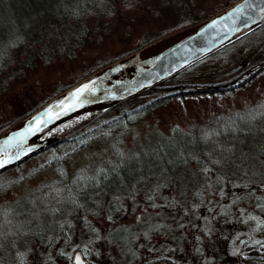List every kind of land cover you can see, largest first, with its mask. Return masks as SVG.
Returning <instances> with one entry per match:
<instances>
[{
  "label": "rangeland",
  "instance_id": "obj_1",
  "mask_svg": "<svg viewBox=\"0 0 264 264\" xmlns=\"http://www.w3.org/2000/svg\"><path fill=\"white\" fill-rule=\"evenodd\" d=\"M213 1L193 2L207 10ZM173 18L169 10H163L156 17L134 25L127 43L111 34L104 38L99 48L88 49L84 57H57L48 64H34L25 79L10 83L0 93V125L79 78L82 69L98 60L123 54L141 40L166 28ZM203 59L169 85L182 82L226 84L244 75L252 66H261L260 62L264 60V23ZM261 70L233 91L183 99L173 97L158 105L146 114L142 123L130 130L132 136L126 138L127 147H121L120 159L116 161L112 154L113 137L105 148L102 146L103 149H89L72 157L67 153L74 152L79 143L73 147H62L59 152L45 150L31 156L17 168L0 173V251L11 261L6 264H13L12 261L16 264L18 257L22 258L18 260L19 264H48L45 252L55 254L62 242L54 241L52 235L49 239L52 246H48L43 239L58 223L69 235L64 250H70L72 254V250L84 248L86 260L91 264H120L122 260L125 264H138L137 260L143 264L155 248L170 242L176 243L174 248L179 263L189 264L192 254V264H203L204 259L213 254L221 255L229 243L234 247L233 243L240 237L246 236L263 244L264 68ZM153 96L136 97L105 115H119ZM93 115L82 117L47 136H58L68 127ZM219 116L225 117L227 122L203 152L191 147L188 151L171 152L162 158L163 154L143 143L148 133L169 135L175 127L184 131L193 124ZM162 134L156 137L164 146L169 145ZM146 148L154 152L149 154L152 155L150 159L144 153ZM127 149L133 152L129 154ZM134 153L141 156L135 157ZM202 155L207 159L205 163L201 162ZM61 157L68 159L62 166V172H56L48 163ZM138 160L144 163L145 176L150 166L156 168L162 162L173 164L172 173L165 167L157 173L159 176L163 174L168 181L161 191L164 196L148 198L133 191L130 197L118 198L120 202L112 210L101 209L86 216V207L98 210L108 197L105 185L115 188L119 183L123 186L117 178V164L133 165ZM148 160L155 162L150 165ZM106 169V177H98L99 172ZM63 176L68 177L69 182L63 181ZM14 201L16 213L8 209ZM147 224L151 231L143 234ZM90 225L93 226L92 231L87 227ZM128 229H135L137 235L123 236ZM112 232L117 235L112 237ZM64 262L60 260L59 264Z\"/></svg>",
  "mask_w": 264,
  "mask_h": 264
},
{
  "label": "trees",
  "instance_id": "obj_2",
  "mask_svg": "<svg viewBox=\"0 0 264 264\" xmlns=\"http://www.w3.org/2000/svg\"><path fill=\"white\" fill-rule=\"evenodd\" d=\"M193 1L194 0H0V93L6 89L10 83L19 79H25L30 69H32L33 65L36 63L48 64L57 57H84L87 55L88 49L99 48L98 45L103 42L105 37H110L111 34H116L119 40L127 43L130 40L129 37L133 31L134 25L138 22L152 16L156 17L163 10H169L171 15L174 16L172 22L166 28L154 33L147 39L141 40L133 48H130L123 54L100 61L98 60L90 67L88 66V68L82 69V74H80L79 78L70 82L65 87L58 89L53 95L46 97L39 104H34L28 110L13 115L11 119L6 120L0 125V133L34 111L57 93L63 91L98 68L156 39L198 23L231 5L236 0H214L207 10H204L201 4L198 5V2L196 3ZM203 60L204 59L199 60L172 77L119 104L68 127L58 134L57 141L38 153L45 150H55L59 152L62 147H73V145L79 143L74 149V152L70 151L67 153L69 157H72L73 155L84 154V152L86 153L89 149H103L102 146L105 148L107 141L114 137L115 143L111 144L112 154L114 155L113 158L116 161V159H120L121 147H127L126 138L132 136L130 130H133L138 124L142 123L144 117L147 116L146 114L158 105L165 103L173 97L183 99L186 96L233 91L234 88L244 85L247 80L249 81L262 71L260 66L253 70L248 69L247 73L241 76L242 80L237 81L233 85L232 83L234 81L230 83L232 80L226 84L222 83L216 85H198L191 82L169 85L170 82L179 75L192 69ZM237 78L238 76L235 79ZM147 94H152L154 96L139 106L133 107L130 110H123L119 115H105L116 107L136 97ZM226 120L225 117H213L208 121L189 126L188 130L182 131L175 127V130L169 133V135L160 133V136L162 134L163 138L169 142L167 146H164L163 143L158 140L159 138L156 136L159 135L151 133L146 134V139L143 143L146 147L151 148V150L163 154L162 158L171 152L188 151L191 147H195L197 151L203 152V149L207 147V145H211L215 140L217 131L223 129V124L227 122ZM148 143L149 145H147ZM128 147H130L129 144ZM148 148L144 150V153L148 159H150L149 156L152 155L149 154H154V152H150ZM128 152L131 154L133 151L129 150ZM62 156L64 157V155ZM133 156L139 158L141 154L134 153ZM202 156L203 160L201 162L207 160L204 155ZM63 157L48 164L56 172H62V166L68 159ZM26 160L2 172L17 168ZM149 162L151 165L155 160H148L147 163ZM143 164L142 160H138V163L133 165L131 163H128V165L121 163L117 164V178H119L118 180L123 186L119 185V183L115 184V188L105 185L110 196L107 194L108 197L100 204L98 210L94 207H86L84 209L85 215L87 216L91 212L101 209L110 211L119 204L121 197H130L133 191L142 193L148 198L163 197L164 195L161 194V191L164 186H167L168 181L163 174L159 176L157 173L162 171L164 167L168 169L169 173H172L174 170L173 164H171V166L169 163L162 162L156 165V168L150 166L146 176ZM202 164L203 163H201V165ZM140 174H142L140 177L136 176ZM106 175L107 169L100 171L98 177L105 178ZM64 180L69 182L68 177L65 178V176H63V181ZM20 185H22V183ZM174 186H176L175 183ZM15 201L8 206V209L11 211L15 210L13 213H16L17 210L13 208L17 207ZM87 227L90 228L89 231H92V225ZM256 227L260 229L258 225H255V228ZM148 231H151L149 224L145 225L143 234H147ZM116 235L115 232L111 233L112 237ZM136 235L135 229H128V231L123 233V236L127 238ZM50 236L54 238V241L61 240L62 245L57 247V252L55 254H51L49 251L45 252V259L48 264H59L60 260H65L63 264H71V251L64 250V245L65 243L67 244V240L69 239L68 231L64 229L63 225L58 223L44 235L43 242H47L48 246H52V241L50 242L49 240ZM129 241L132 242L131 240ZM80 250L86 259L87 256L84 248H80ZM123 258H126V256H123ZM18 260H22V258L18 257L16 259V264H19ZM8 262L11 261L0 251V264H6ZM120 262V264L126 263L123 260ZM137 262L141 264V261L137 260ZM12 263L14 264L13 261Z\"/></svg>",
  "mask_w": 264,
  "mask_h": 264
},
{
  "label": "water",
  "instance_id": "obj_3",
  "mask_svg": "<svg viewBox=\"0 0 264 264\" xmlns=\"http://www.w3.org/2000/svg\"><path fill=\"white\" fill-rule=\"evenodd\" d=\"M264 23V0H236L219 12L98 68L0 133V172L57 141L45 133L88 109L100 113L172 77ZM260 65L252 67L253 70ZM246 239L241 238L240 243ZM79 258V259H77ZM71 264H91L80 249Z\"/></svg>",
  "mask_w": 264,
  "mask_h": 264
},
{
  "label": "flooded vegetation",
  "instance_id": "obj_4",
  "mask_svg": "<svg viewBox=\"0 0 264 264\" xmlns=\"http://www.w3.org/2000/svg\"><path fill=\"white\" fill-rule=\"evenodd\" d=\"M261 63L260 68H264V60ZM247 73V70L244 74ZM241 76H238L237 79H233L231 82L232 85L237 81H240ZM241 238H245L246 240L243 243H240L239 240ZM236 243L233 245L230 243L223 248L222 254L215 256L213 254L209 259H204L203 264H264V243L261 244L254 240H251L249 237L243 236L240 237ZM176 244V243H175ZM175 244L172 242L167 245H160L154 249L152 254L149 255V260L144 261V263L148 264H183L179 263L176 258ZM215 256V257H214ZM206 257V256H205ZM189 264H192L193 256L190 255ZM142 264V261H141Z\"/></svg>",
  "mask_w": 264,
  "mask_h": 264
},
{
  "label": "bare ground",
  "instance_id": "obj_5",
  "mask_svg": "<svg viewBox=\"0 0 264 264\" xmlns=\"http://www.w3.org/2000/svg\"><path fill=\"white\" fill-rule=\"evenodd\" d=\"M96 110H98V108L88 109L84 112H81V113L71 117V118L63 120L62 122H59L58 124L51 127L49 130H47L45 135L56 133V132L60 131L61 129H64L65 127L69 126L70 124L76 122L77 120L81 119L82 117H85V116L95 112Z\"/></svg>",
  "mask_w": 264,
  "mask_h": 264
},
{
  "label": "snow or ice",
  "instance_id": "obj_6",
  "mask_svg": "<svg viewBox=\"0 0 264 264\" xmlns=\"http://www.w3.org/2000/svg\"><path fill=\"white\" fill-rule=\"evenodd\" d=\"M5 163H7V161L0 162V167H3ZM77 259H79V258H77Z\"/></svg>",
  "mask_w": 264,
  "mask_h": 264
}]
</instances>
